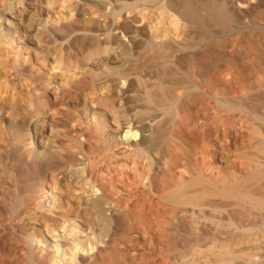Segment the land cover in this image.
<instances>
[{"label":"bare ground","instance_id":"bare-ground-1","mask_svg":"<svg viewBox=\"0 0 264 264\" xmlns=\"http://www.w3.org/2000/svg\"><path fill=\"white\" fill-rule=\"evenodd\" d=\"M134 227L264 264V0H0V264H134Z\"/></svg>","mask_w":264,"mask_h":264},{"label":"rangeland","instance_id":"rangeland-1","mask_svg":"<svg viewBox=\"0 0 264 264\" xmlns=\"http://www.w3.org/2000/svg\"><path fill=\"white\" fill-rule=\"evenodd\" d=\"M143 230V231H142ZM141 231V232H140ZM134 232V233H133ZM144 232H146V230H144V228H140V227H134L133 230L130 233V237H129V242H130V246L128 248H126L125 250H123L124 253H127V256L125 257V261H127L128 263L133 262L134 264H143V258L147 257V264H156V251L154 248V244L153 241L149 240L148 238H146V235L144 234ZM133 233V234H132ZM142 233L144 234L142 236ZM138 234V235H137ZM135 239V240H134ZM144 239V240H142ZM139 241V242H138ZM144 242V243H143ZM152 244H150V243ZM144 244V245H143ZM154 248H151V246ZM137 246H139L137 248ZM145 246H147V250H145ZM150 246V248H149ZM142 248V249H141ZM144 250V251H143ZM134 251V254H133ZM136 251V252H135ZM146 251V254H144ZM130 252V253H129ZM152 252V253H151ZM149 253V254H148ZM133 254V256H129ZM140 254V255H139ZM139 255V256H138ZM149 256V257H148ZM141 257V259H140ZM143 257V258H142ZM152 257V258H151ZM154 257V258H153ZM139 258V259H138ZM137 260V261H135ZM140 261V262H138Z\"/></svg>","mask_w":264,"mask_h":264}]
</instances>
